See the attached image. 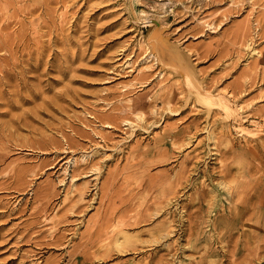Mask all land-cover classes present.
Segmentation results:
<instances>
[{
  "label": "rangeland",
  "instance_id": "374dc122",
  "mask_svg": "<svg viewBox=\"0 0 264 264\" xmlns=\"http://www.w3.org/2000/svg\"><path fill=\"white\" fill-rule=\"evenodd\" d=\"M0 264H264V0H0Z\"/></svg>",
  "mask_w": 264,
  "mask_h": 264
},
{
  "label": "bare ground",
  "instance_id": "6f19581e",
  "mask_svg": "<svg viewBox=\"0 0 264 264\" xmlns=\"http://www.w3.org/2000/svg\"><path fill=\"white\" fill-rule=\"evenodd\" d=\"M261 1H262V0H260V3H261ZM255 3H256V2H255ZM252 5H253V4H252ZM250 6H251V5H250ZM156 38H157V37H156ZM156 38H155V39H156ZM148 43H149V42H148ZM155 43H156V42H155ZM160 46H162V45H159V47H160ZM164 47H165V46H164ZM166 47H167V46H166ZM157 48H158V47H157ZM159 49H160V48H159ZM166 49H167V48H166ZM157 50H158V49L155 48V51H156V53L158 54L159 61H160L162 64H164L163 61L166 60V59L168 60V58H166L167 56H166V54L164 55V52L162 53V51H159V50L157 51ZM166 52H168V51L166 50ZM177 53H178V52H177ZM167 54H169V53H167ZM184 56H185V55H184ZM172 57H173V55H172ZM156 58H157V57H156ZM177 58H178V57H177ZM179 58H180V57H179ZM181 58H182V56H181ZM182 60H183V59H182ZM170 61H172V59H170ZM185 61H186V60H185ZM187 61H188V60H187ZM165 62H166V61H165ZM166 63H167V62H166ZM167 65H169V64H167ZM183 65H184V64H183ZM172 66H173V63H172ZM172 66H171V67H172ZM189 66H190V65H189Z\"/></svg>",
  "mask_w": 264,
  "mask_h": 264
}]
</instances>
